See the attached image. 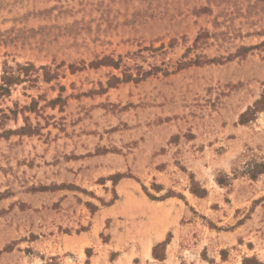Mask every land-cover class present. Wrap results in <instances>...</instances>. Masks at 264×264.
<instances>
[{
    "label": "rangeland",
    "instance_id": "374dc122",
    "mask_svg": "<svg viewBox=\"0 0 264 264\" xmlns=\"http://www.w3.org/2000/svg\"><path fill=\"white\" fill-rule=\"evenodd\" d=\"M5 60L0 264L264 262V0H0Z\"/></svg>",
    "mask_w": 264,
    "mask_h": 264
},
{
    "label": "trees",
    "instance_id": "16d2710c",
    "mask_svg": "<svg viewBox=\"0 0 264 264\" xmlns=\"http://www.w3.org/2000/svg\"><path fill=\"white\" fill-rule=\"evenodd\" d=\"M37 69L33 64H29L28 66H23L20 64H17V68H14V66H11L8 61L2 62V68L0 73V99L2 97L8 96L11 94L12 87L16 84H20L24 81H34L36 80L33 77L34 72ZM26 78V79H25ZM33 78V79H32ZM264 109V93L261 96L260 99L256 101L255 106L252 108L250 107L247 111L241 114V123L247 122L249 119L246 118V116L250 113H256L258 110ZM8 110V112H7ZM16 120L18 118V111L14 110L12 108L3 109L0 108V123H3L6 120L10 119ZM12 130H9L11 132ZM264 173V162L256 163L254 170L251 172V177L255 178L258 174ZM194 182V181H193ZM219 183H222V181H219ZM192 192L197 194L198 196H205L207 194V190L203 187H192ZM169 238L165 240L161 245H164L165 243H168ZM158 246V245H157ZM160 246V245H159ZM154 255L158 256L156 253V247L154 249ZM46 264H58L56 262V258L52 257L49 261L46 262ZM242 264H264L263 261L259 260L257 257H245Z\"/></svg>",
    "mask_w": 264,
    "mask_h": 264
}]
</instances>
